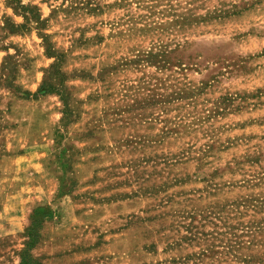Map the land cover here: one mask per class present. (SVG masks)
Masks as SVG:
<instances>
[{
    "label": "rangeland",
    "instance_id": "1",
    "mask_svg": "<svg viewBox=\"0 0 264 264\" xmlns=\"http://www.w3.org/2000/svg\"><path fill=\"white\" fill-rule=\"evenodd\" d=\"M51 2L0 27V264H264V0Z\"/></svg>",
    "mask_w": 264,
    "mask_h": 264
},
{
    "label": "clouds",
    "instance_id": "2",
    "mask_svg": "<svg viewBox=\"0 0 264 264\" xmlns=\"http://www.w3.org/2000/svg\"><path fill=\"white\" fill-rule=\"evenodd\" d=\"M20 2L22 4H28L29 3V0H20ZM32 2L36 3V2H38V0H32ZM173 2L175 3V0H173ZM237 2H238V0H232V3H237ZM185 4L187 5L188 8L195 7V5H193V4H188L187 3V0H185ZM71 6H72L71 0H69L68 3H64L62 5L60 4V0H52V2H51V7L52 8H57V7H71ZM5 15L12 16L13 19L17 23H23L24 22L23 16H17L15 13H13L12 8L8 4V0H0V27H2L3 24H4L3 17ZM41 19H43V17H41ZM70 20H71V18L65 19L64 16H63V14H61V16L57 19V23L61 24L62 28H63V25L68 24L69 27L67 29V32L71 33V28L72 27H75L76 25L70 23ZM86 23H88V21H84L83 23H81L80 24V27H83L84 24H86ZM29 27L33 28L34 31H41V33L43 32V29L40 28V27H38L37 21H32L31 24L29 25ZM2 35H3V33H0V36H2ZM71 35L72 36H75V35H77V33H71ZM88 35L89 36H93V35H95V33L90 31L88 33ZM261 35H262V38H264V33H262ZM131 55L132 56H135L136 53L133 52ZM53 59L55 60L56 57L54 56ZM261 63H264V60H262ZM46 77H47V73H46Z\"/></svg>",
    "mask_w": 264,
    "mask_h": 264
}]
</instances>
